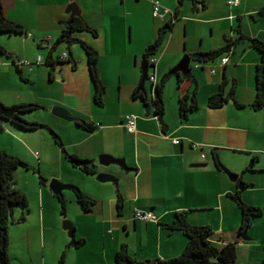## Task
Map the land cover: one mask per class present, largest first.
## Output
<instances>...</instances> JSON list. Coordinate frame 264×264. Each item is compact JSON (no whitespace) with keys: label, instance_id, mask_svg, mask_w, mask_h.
<instances>
[{"label":"crops","instance_id":"0c3cea01","mask_svg":"<svg viewBox=\"0 0 264 264\" xmlns=\"http://www.w3.org/2000/svg\"><path fill=\"white\" fill-rule=\"evenodd\" d=\"M71 1L0 0V4L9 19L28 30V34L19 37L21 46L28 51L42 50L44 47L51 49L54 46L71 18L67 13ZM75 1L80 5L81 17L99 32L98 37L88 32H84L82 36L77 34V37L93 44L100 51V76L107 86L104 106L98 107L94 101V85L89 71H86V61L81 56L79 62L70 53L69 59L73 63L62 65L61 71L56 68L53 77L45 62L37 65L34 71H29L26 67L21 69L30 72L31 83L35 86L43 83L48 73L52 83L66 77L67 68H73L76 74L82 69V76L74 78L73 86L61 87L53 95L47 91L46 96H38L45 101L39 98L35 101L44 108L48 105H64L85 122L93 124L96 130L90 132L76 122L61 118L43 122L60 135L68 152L93 160L97 173L118 176L120 186L99 183L94 178L95 175L85 173L70 161L69 163L62 148L59 161L66 176L62 180L81 186L83 192L97 199L94 209L85 212L76 202L75 196H68L71 200L70 213L81 219L83 227L77 239L85 242L76 247L75 251L74 247L69 250L68 240L62 235L61 242L55 245L54 250H50L49 256L43 253L40 262L33 258L31 236L34 233L39 236L40 232L45 231L46 225H49L48 222H51L49 211L52 207L47 208V198L43 194L38 197V202L42 204H38L32 211L34 216L29 215L26 221L19 222L17 219L20 213L17 212L15 222L10 224V254L15 258H12L14 262L28 264L25 255L30 254L31 264H58L62 254L66 252L67 264H116V253L124 245L138 260L155 261L177 257L185 250L187 239L181 231L170 225L177 212L188 211L191 225H211L214 228L213 241L217 244L238 242L240 264H263L264 214L253 220V225L248 230L249 239L244 240L240 234L242 211L229 195L239 189L248 205L264 210V197L261 195L264 186H259L258 183L260 179L264 183V175L260 176L264 174V110L250 107L256 98L255 74L260 54L244 44L238 48L234 46L230 53L225 54L230 58L226 65L222 64L223 57L201 65L196 64L198 69L196 73L192 72L194 78L184 79L174 95L169 96L165 89L166 127L160 123L155 113V94L152 89L166 76L172 77L168 71L180 61L182 52L175 35L178 22H188L184 51L190 54L220 48L226 44V37L238 38V32L234 31L233 26L232 31H223V40H212V36L217 33L216 29H219L218 22L222 20L241 26L248 37L264 41V0H240L236 7L230 6L229 0H197L196 3L195 0ZM155 1H160L171 14L164 19L154 17ZM177 10L179 18L174 21L164 41L168 42L167 46L163 49V43L151 54V57L156 58L162 51L155 67L152 65L154 68L150 73L155 74L156 82L152 81L151 87L147 89L148 95L145 98L148 100L145 101L143 95L136 94H139L138 87L143 75L140 63L150 47L156 45L161 29L167 21L172 20ZM141 23L145 28L139 32ZM207 25L211 28V37L205 35L203 28ZM2 36L6 38V35L0 36V45L13 53L16 59L19 56L25 57L17 51L12 52ZM136 40L137 45L133 44ZM36 55L34 53L31 57L34 63L37 61ZM217 60L220 66H207ZM239 69L242 71L241 75L236 74ZM213 70H217L216 73ZM225 72L230 81L248 80L242 91L236 90L237 99L246 107L240 109L234 101L218 109L208 106L209 98L218 92ZM1 73L0 62V75ZM210 74L218 76L213 78ZM63 79L64 82H69L67 77ZM194 81H197L196 85ZM72 87L78 93V101L73 104L62 100L63 92L67 97V92ZM196 88L200 108L190 114L187 121H183L179 109L180 99ZM46 101L50 103L47 104ZM147 104L151 105L150 113L146 111ZM91 106L95 111H90ZM129 113L138 115L136 133H129L126 128L125 117ZM176 139H180L179 144L174 142ZM195 144L200 147H194ZM214 151L222 166L216 163ZM244 151L249 156L242 155L241 152ZM229 153L232 155H228ZM102 154L126 158L128 166L134 170L125 171L118 165L103 167L99 162ZM203 154L206 155L204 158ZM251 160L252 164L248 166ZM223 166L239 174L245 181V186L240 188V181L233 182ZM247 168L252 172H244ZM257 171L260 173H253ZM118 193L122 195V202L119 201ZM136 209L153 211L158 220L135 219ZM74 217L72 219H77ZM116 223L122 225L127 239L113 230ZM42 245L45 248V241Z\"/></svg>","mask_w":264,"mask_h":264},{"label":"trees","instance_id":"16d2710c","mask_svg":"<svg viewBox=\"0 0 264 264\" xmlns=\"http://www.w3.org/2000/svg\"><path fill=\"white\" fill-rule=\"evenodd\" d=\"M182 2V0H180ZM197 0H195V3ZM179 10H177L172 20L167 21V26L173 27V23L179 17ZM263 14V11H262ZM77 32H88L93 36L98 37V30L89 24L83 17H74L71 24L66 26V29L62 32L57 42L50 49V53L45 60L46 65L53 72L56 70L58 64L73 63L72 60L62 58V56L54 57V51L61 43L67 42L70 46L74 43H78L82 46L86 53L87 65L90 73V78L94 85V101L96 105L102 107L105 104V94L107 92V86L100 76L99 60L100 51L91 43L76 37ZM238 38L226 37V44L220 48L210 50L209 52H194L192 57L200 62H209L218 57L227 56L225 54L230 53L234 46H243L247 44L249 47L255 49L260 54V62L256 66V98L250 107L254 110H264V41L260 38L248 37L241 26L237 28ZM2 34L7 35H23L28 34V30L20 23H17L9 19L4 13L3 7L0 4V36ZM160 38V37H159ZM156 46V45H155ZM155 46L150 47L153 48ZM0 53L11 58L16 65L17 72L23 81H29L23 77V68L19 65L18 60L13 53L9 52L3 45H0ZM154 52H147L146 57L150 58ZM72 54V53H71ZM226 71V70H225ZM180 77V83L186 78H194L192 74L187 75L185 78L178 74ZM149 79V77H148ZM169 76H166L162 82L155 86V97L153 103L155 105V113L160 120V123L166 127L165 114V88ZM237 81L233 80V85L230 87V79L224 73L223 81L220 85L218 92L211 95L208 101V106L211 109H218L225 106L228 102L234 101L238 108L246 107L245 104L240 102L236 96ZM142 95V93H136ZM143 97V96H142ZM145 101L148 99L143 97ZM43 105L37 102H22L18 104L9 105L0 100V129H3L5 122L11 124L15 128L22 131H36L39 129H49L53 134L56 142L66 152L60 135L49 125L38 122L29 121L25 118L26 114L32 111L43 109ZM200 108L197 98V88L192 92L184 94L180 99V115L183 121H187L190 114L198 111ZM90 132H94L96 127L89 122H77ZM216 156V163L222 166L218 154L214 151ZM69 161L76 167H79L85 173L91 175H97V166L91 159H84L76 154H68ZM256 161V159H254ZM28 167V164L17 156L10 154L8 151L0 148V264H22L16 263L10 254V224L15 222V214L20 213L19 222H24L30 215L29 198L28 195L15 187V171L20 166ZM250 171L249 168L244 172ZM243 179L240 176V180ZM44 182L45 180L42 179ZM246 184V183H245ZM75 192V200L82 207L85 212H91L97 205V199L91 195L86 194L81 189L73 190ZM56 194V193H55ZM230 197L238 203L242 211V224L240 228V234L244 231H248L255 218L263 216L264 210L258 206L248 205L242 198V192L237 189L234 193L229 194ZM57 198L62 204V214L67 216V200L63 195L56 194ZM119 201L122 202V195L118 193ZM171 228L181 231L187 239L185 250L181 255L170 259H158L155 261L138 260L129 251L126 245L122 246L116 253V264H240L238 260V242H226L223 244H217L213 241V234L215 232L211 225L193 226L188 220V211H181L175 214ZM76 247L83 245L85 240L77 239ZM67 253L64 252L58 262V264L66 263ZM264 264V259H263Z\"/></svg>","mask_w":264,"mask_h":264},{"label":"rangeland","instance_id":"374dc122","mask_svg":"<svg viewBox=\"0 0 264 264\" xmlns=\"http://www.w3.org/2000/svg\"><path fill=\"white\" fill-rule=\"evenodd\" d=\"M162 4V3H161ZM250 19L255 23L254 19L252 18V15L249 16ZM237 21V20H236ZM187 21L182 20L181 22H178L177 27H176V39L178 40L179 44V49L182 52L180 61L185 57V55L188 52H185V43H186V36H187V31L189 28H187ZM140 30L144 31L143 28L144 25L141 23ZM234 26V31H237L238 25H234L232 21H220L218 22V28L221 29H216L217 33L212 36L211 33V28L209 25L205 26L203 28L205 30V35L212 36V40H216V38H220L223 40V31L226 29L228 31H232V28ZM221 31V33H220ZM84 32H77L76 37L84 35ZM86 33V32H85ZM237 33V32H236ZM127 34V33H126ZM6 35V38L4 39V36L1 38L6 41L7 44L10 46V50L12 52H19L25 57L19 56L18 58L21 60H28L33 62L32 55L36 53V58L38 57V54L41 53L44 55L46 58L48 57L50 53V48H42V50H29L28 51L21 46L20 43V35H7V34H2ZM181 35V37H180ZM129 38V34H128ZM176 43V42H175ZM137 45V40L133 43ZM168 42H165L163 45L166 47ZM161 48V49H162ZM238 48V46H237ZM236 48V49H237ZM14 50V51H13ZM64 53H73L76 59L80 62V56L82 57V60L86 61V71L88 72L89 69L87 67V58H86V53L82 46L78 43H74L72 46L69 45V43L64 42L61 43L58 48L54 51V57L57 58L59 55H62ZM162 54V51L156 56L157 59L160 58V55ZM17 58V59H18ZM178 61V63L180 62ZM0 62L2 64V73L0 75V100H3L5 103L9 105H13L14 102H24L26 101L27 103L31 102H37L38 98L42 101H45L42 99V97H38L40 94H44L45 96L48 94L47 91L50 92L51 95H53L55 92H57L61 87L64 86H73L72 81H74V78L78 77L77 75L82 76V69L78 72V74L75 73V70L73 68H67L65 70V76L69 80V82H64L63 77L61 78L58 82H52L50 83V75L49 73L46 75V80L43 81V83H39V85L35 86L31 83V74L28 72L26 69L23 70L22 74L23 77L26 79H29V81H23L20 77V74L17 72L16 65L14 64V61L11 58H8L6 55L0 53ZM142 63V62H141ZM140 63V65H141ZM177 63V64H178ZM67 64V63H66ZM176 64V65H177ZM196 64H204L203 62H200L198 60H194L191 63V67L193 69V74L196 73L197 69ZM64 65L58 64L57 69L61 71V66ZM175 65V66H176ZM174 66V67H175ZM207 66H220L218 63V60L215 61V63L210 64L208 63ZM44 67V66H41ZM173 67V68H174ZM61 68V69H60ZM172 68V69H173ZM171 69V70H172ZM215 69V68H214ZM222 69H220L221 71ZM217 71V70H216ZM170 72V71H168ZM241 75V70L237 71ZM216 73V72H215ZM180 75L182 73H179ZM183 75V74H182ZM213 76H218L214 74H210ZM64 76V75H63ZM180 76L178 74L172 75V77L169 78V80L166 83V92L169 94V96L173 93H175L178 88L180 87ZM243 77V76H242ZM214 78V77H213ZM241 78V77H240ZM163 80V79H162ZM232 80V79H231ZM240 80V79H239ZM247 81L242 80L241 82L238 81L236 85V90L242 91V87H245L247 85ZM241 83L243 85H241ZM152 81L148 80L146 83L147 89L151 87ZM194 84H197V81H194ZM233 85V80L230 81V87ZM64 89V88H63ZM77 90L72 87L68 92H67V97L65 96V93L63 92V99L66 102H70L71 104L76 103L78 101V93L76 92ZM237 91V93H238ZM174 95V94H173ZM237 95V94H236ZM67 98V99H66ZM34 101H31V100ZM22 100V101H21ZM47 104H49V101H46ZM14 103V104H18ZM58 104L55 105H48L44 109H39L32 111L29 114H26L25 118L29 121H38V122H45L44 120L47 119H58L59 117H56L53 115V107L57 106ZM63 108L68 109L71 113H73L68 107L64 105H58ZM96 106V105H95ZM100 107V106H98ZM98 109H96L97 111ZM90 111H95V108L93 106L90 107ZM74 114V113H73ZM76 117L77 115L74 114ZM80 118V117H79ZM46 123V122H45ZM10 126V127H9ZM14 127L11 124L5 122L3 124V130H0V146L2 147L1 149H4L8 151L10 154L17 156L23 160L26 164H28V167L26 166H20L16 171H15V187L24 191L29 198V208H30V215L34 216V212H32L35 207L39 206L42 204L41 202H38V197H41L43 194L46 199V206L49 209L52 207V210L49 211V216L51 218V222L46 225L45 231L40 232L39 236L37 233H34L31 236V244L33 248V258L35 260H38L39 262L42 261L41 257L43 253H46L47 256L50 255V250L55 249V245H58V242H61L62 240V235H64L65 239L68 240V248L69 250L73 249L74 251L77 249L76 246L70 247L71 243V238L69 236V232L64 229L63 223L65 220H70L75 226H76V237L81 234L82 232V225H81V219L77 217V219H72L74 215L73 213H70V208H71V200L68 198L70 195H75V192L73 190H65L64 191V196L67 200V216H64L62 214V204L60 200L57 198L56 194L51 188L52 182L54 180H59L63 183H66L65 181L62 180V177L66 178L64 168L62 167L61 162L59 161V155L61 153L62 147L56 142L53 134L49 129H39L37 132H32V131H21L18 128H11ZM21 137H24L23 140H21ZM35 137H39V139L35 140ZM65 158L69 162V158L67 157V153L71 154L70 152L65 149ZM242 155L249 156V153L241 152ZM228 155H232V153H229ZM70 163V162H69ZM252 160L250 161L248 166H251ZM65 165H67V162H65ZM101 165V164H100ZM116 164H111L109 166H103V167H111L115 166ZM252 172V170L248 171V173ZM253 173H260V171L253 172ZM264 174H261L260 176H263ZM97 179V175L95 177ZM45 180L44 182L42 181ZM243 182H245L243 180ZM262 179L258 181L259 186H264V183H262ZM100 183V181H99ZM102 183V182H101ZM111 183L112 185H117L114 182H105L103 184H108ZM66 184H73V183H66ZM263 184V185H262ZM76 185V184H73ZM81 189V186L76 185ZM120 186V183H119ZM82 190V189H81ZM83 191V190H82ZM264 197V191L261 192ZM49 201V203H48ZM39 204V205H38ZM79 205V204H78ZM40 209V207H39ZM116 211L117 206H116ZM70 213V215H69ZM71 217V218H70ZM74 217V218H76ZM40 222V221H39ZM12 226V225H11ZM113 229V228H112ZM114 231L119 236H123L125 239H127V235L125 234V231L122 227L121 224L116 223L114 225ZM45 241V248L43 247L42 243ZM15 246V245H14ZM16 250V246L14 248ZM14 252V251H12ZM13 254V253H12ZM15 254V252H14ZM12 257V255H11ZM14 260L15 258L12 257ZM25 260L28 264H31L32 260L30 257V254L25 255Z\"/></svg>","mask_w":264,"mask_h":264},{"label":"water","instance_id":"95a60500","mask_svg":"<svg viewBox=\"0 0 264 264\" xmlns=\"http://www.w3.org/2000/svg\"><path fill=\"white\" fill-rule=\"evenodd\" d=\"M67 13L71 15L70 20L68 21V24H71L74 17H81V10H80V5L77 1L72 0L71 3L67 7ZM171 29L169 26H164L161 29L160 32V38L158 39L156 46L149 49V52L153 51L155 52L159 47H161L165 41L166 34L167 32ZM195 59L192 57V54L187 53L185 57L169 72L170 75H175L182 73L184 76L190 75L193 72V69L191 67V63ZM155 67V66H154ZM152 65H150L149 58L145 57L142 64H141V69L143 72L142 78L140 85L138 87V92L142 93L143 97H147L148 91L146 87V83L148 81V76L150 74V71L152 68H154ZM146 111L147 113H150L151 111V105L147 104L146 105ZM53 115L56 117H59L63 120L69 121V122H80L83 123L84 120L79 118L78 116L76 117L73 113H71L68 109L63 108L61 106H54L53 107ZM216 158V156H215ZM100 164L103 166H109L111 164H116L120 166L122 169L125 171H132L134 170L133 168L129 167L126 161V158H118L114 157L110 154H102L100 155ZM223 165V164H222ZM224 170L228 173L230 176V179L233 182H237L240 179V175L237 173L232 172L225 166H223ZM97 180L105 183V182H114L117 186L119 185L120 178L116 175L110 174V173H98L97 174ZM245 186V182L240 181L239 182V187L243 188ZM52 190L54 193L58 195H63L65 190H76L77 188L80 189L78 186L73 185V184H66L63 183L59 180H54L51 185ZM64 229H66L69 232V236L71 238V243L70 247L76 246L77 244V237H76V226L70 221V220H65L63 223ZM242 238L244 240L249 239L248 238V231H244L242 233Z\"/></svg>","mask_w":264,"mask_h":264},{"label":"built area","instance_id":"2783aa9c","mask_svg":"<svg viewBox=\"0 0 264 264\" xmlns=\"http://www.w3.org/2000/svg\"><path fill=\"white\" fill-rule=\"evenodd\" d=\"M228 4L230 6L236 7L240 4V0H229ZM169 14H171V11L169 9L164 8L160 1L154 2V8H153V16L154 17L164 19ZM68 57H69L68 53H64L62 55V58H65V59H67ZM157 60H158L157 58L151 57L149 59L150 65L155 66L157 64ZM229 61H230V58L226 56L223 58L222 64L226 65ZM44 62H45V59L42 55H39L37 57L36 63H34L32 61H28V60L18 61L19 65H21L22 67H26L29 71H34V69L37 65H40ZM213 72H216V70H213ZM149 79L155 83L156 82L155 74L150 73ZM155 86L156 85H154V87L152 89L154 94H155ZM137 120H138V115L135 113H129L126 115L125 122H126V128H127L129 133H136L137 132ZM174 142L176 144H179L180 139H176ZM193 146L196 148L200 147L199 145H196V144ZM205 156L206 155L203 154V158ZM134 217H135V219L142 220V221H157L158 220V216L153 211H145V210H140V209L135 210Z\"/></svg>","mask_w":264,"mask_h":264},{"label":"clouds","instance_id":"9594fccd","mask_svg":"<svg viewBox=\"0 0 264 264\" xmlns=\"http://www.w3.org/2000/svg\"><path fill=\"white\" fill-rule=\"evenodd\" d=\"M226 57V56H225ZM227 57H229V56H227ZM224 58V57H223ZM223 58H222V60H223Z\"/></svg>","mask_w":264,"mask_h":264},{"label":"flooded vegetation","instance_id":"af4514ba","mask_svg":"<svg viewBox=\"0 0 264 264\" xmlns=\"http://www.w3.org/2000/svg\"><path fill=\"white\" fill-rule=\"evenodd\" d=\"M166 23H168V22H166ZM165 26H167V25L165 24Z\"/></svg>","mask_w":264,"mask_h":264}]
</instances>
